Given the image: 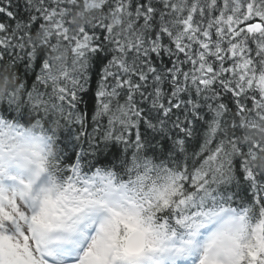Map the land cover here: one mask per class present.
I'll return each instance as SVG.
<instances>
[{
  "label": "snow or ice",
  "instance_id": "obj_1",
  "mask_svg": "<svg viewBox=\"0 0 264 264\" xmlns=\"http://www.w3.org/2000/svg\"><path fill=\"white\" fill-rule=\"evenodd\" d=\"M0 264H264V0H0Z\"/></svg>",
  "mask_w": 264,
  "mask_h": 264
}]
</instances>
